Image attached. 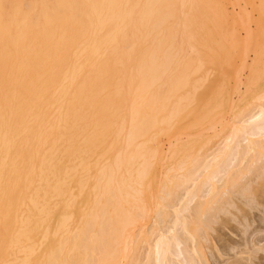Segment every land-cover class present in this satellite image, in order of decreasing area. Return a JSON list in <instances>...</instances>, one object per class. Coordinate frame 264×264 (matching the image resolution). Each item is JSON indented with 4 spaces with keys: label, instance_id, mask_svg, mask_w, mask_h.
Returning a JSON list of instances; mask_svg holds the SVG:
<instances>
[{
    "label": "bare ground",
    "instance_id": "obj_1",
    "mask_svg": "<svg viewBox=\"0 0 264 264\" xmlns=\"http://www.w3.org/2000/svg\"><path fill=\"white\" fill-rule=\"evenodd\" d=\"M217 1L0 0V264H264V204L254 185L264 178V94L233 105L229 133L209 147L208 131H194L212 95L189 73L223 30ZM256 7L264 15V0ZM193 50L202 56L189 58ZM183 112L194 132L186 143L202 141L184 161L198 166L172 184L183 191L170 200V218L150 225L153 237H133L134 184L147 168L134 166L136 149L121 148L145 144ZM106 141L120 149L101 150ZM101 153L112 154L111 169L90 173ZM221 219L233 222L232 235L209 238Z\"/></svg>",
    "mask_w": 264,
    "mask_h": 264
},
{
    "label": "rangeland",
    "instance_id": "obj_2",
    "mask_svg": "<svg viewBox=\"0 0 264 264\" xmlns=\"http://www.w3.org/2000/svg\"><path fill=\"white\" fill-rule=\"evenodd\" d=\"M259 1L258 0H248V1L247 0L246 1L245 0H219V1H217L218 3L215 2L217 4L214 3L215 7H216L215 9H217V10H221L222 9L221 11L224 12V15H220V16L216 17V18H218V19H216V21L219 20L218 21V24H219V28L218 29L221 28V29H223L225 31L222 30L223 33L221 31L219 32L217 29L216 30H217L218 33L216 31H214V34H212L213 36L211 37V39H212V42H213L212 46H214L215 48L214 47H213L214 49L210 48L209 49V53L207 52V50H206V52H207L206 53L205 49L203 48L204 49L203 53H205L206 55L205 54L203 55V58L200 61L202 63L199 64L196 69H193L194 70V71L192 70L193 72L191 71V73H189V76L191 77V84H193V83L196 84V85L198 83L202 84L203 86H205L204 89L207 91L208 94L211 92L209 94L210 97L212 95V97L209 98V99H208L209 96L207 97V99H208L207 103H206V100H205L204 101L205 103L202 104L203 105L202 106L203 110L206 112V114H205L206 118H202L200 120V123L198 122L196 124L198 126V127H196L198 130H196V129L194 130V131H196L198 133H205V132L207 133V131H208L207 136L209 134L210 139H209L208 143L205 144L207 147H209V145H212L216 141V139L219 140L218 137L220 135L222 136V135H226V133H229V130L231 129L230 126H232L231 121H232V119H234V113L232 114V112H235V109H236L235 105L236 106L239 105V107H240L242 104L244 105L249 99H252L253 101L255 99V101H256L257 100L256 96H257L258 93L261 92L260 94H262V95L264 94L262 92L261 87H260L261 86L260 83L258 85V82H261V80L263 79L262 78V74L264 76V72H263L264 71V62H263L264 61V57H262V56H264V33H263L264 32V29H263L264 28V15H261V16L258 15V11H257V7L256 6H258ZM243 10H244V12L242 14ZM221 22H222V24H221ZM248 26L250 28H248ZM262 33H263V35H262ZM216 42H218V43H216ZM215 43H216V45H215ZM218 44L221 46V48H220V46ZM216 46H217V48L218 47L219 48L217 49ZM191 52H193V53H191V54L189 53V56L191 55L192 57H189V58H193V60H194V58H197V56L200 55V51L197 52V51L193 50ZM256 52H257V54H256ZM255 54H256V57H257V59L256 58L255 59H256V61H258L257 64H256V61L253 60V58L255 57ZM200 56H202V55H200ZM200 56H199V58H200ZM204 56L208 57L207 60L205 59ZM252 61H254V62H252ZM245 63L246 64L250 63V66H252V64L256 65L257 67L253 68L254 65L251 67V69H255L254 72H253V70H251L249 68V65H247V67H246ZM259 64H260V67H259ZM169 70H171L170 72L172 73L174 68L173 69L169 68ZM249 70H250V73H249ZM251 71H252V73H251ZM171 73H169V74H171ZM197 73H198L199 77L196 76ZM253 73L254 74L256 73L255 74L256 76H258L259 74L261 75L260 78H259L260 75L257 77V79L260 80L257 83H256V80H257L256 76L254 77ZM250 74L251 75L253 74V77H252V78H254L253 79V83L250 82V84L251 83L252 84H251V86L249 85V87H248V88H250L249 91L246 92L247 94L245 93L244 97H241L237 93L238 88L241 90V92L244 90V85L241 84V82L245 81V79L247 78L246 76H249ZM200 75H201V77H200ZM199 78H200V81H199ZM202 78H204L203 79L204 81L202 80ZM201 80H202V83H201ZM203 82H205V83L203 84ZM199 84L197 85L198 87H199ZM238 84H239V87H238ZM165 85L168 86L167 83H165ZM165 85L163 84L162 87L165 88L166 87ZM202 85H201V87H199V89L196 88V90H198L199 92L202 91L203 90V86ZM258 86L260 87V89H259ZM189 87L190 86H188L187 89ZM198 91H196V92H198ZM220 96H221V98H220ZM250 96H252V97H250ZM258 96H261V95L258 94ZM238 97L240 98V100H238ZM204 98H205V96H204ZM257 98H260V97H257ZM211 99L213 100V102H212ZM263 102H264V100H259L257 103L260 104V103H263ZM211 103H213V105ZM223 104H225L227 106V109H226L227 112H225V110L222 109ZM233 105H234L235 109H233ZM208 108L209 109L211 108L212 111L209 110ZM214 110H216V112ZM186 115H188V116H186ZM186 115L183 112L182 113V119H180L178 122L175 121V119L177 120V117H173L174 119L173 118L172 119L175 121L174 123H178V124H174V125H173V123L171 124V120L172 119H170V121L168 120V123H165L164 121H161V122H163V123H160L162 125L161 126L159 125L158 129L153 130V131H151L149 133L148 140L150 139L149 140L150 142L147 140V142H145V144L141 143V144L137 145L135 148L132 147V149H130L129 147H126V148L122 147L121 148L123 150L126 149L128 152H130L131 150H135L136 149V152L137 153L139 152L138 153L139 155H137V157L139 156V158H136V159H139V162H137L138 160H136V163L138 165L135 163L134 166L135 167H141V166L145 165L146 168H147L146 169L147 172H145L144 174L142 173L143 176L141 175L138 178L137 175H139V173L137 175H135V177H137V180H138L136 182V184H134L135 188L137 189V192L135 194L136 197L134 198V199H136V200H134V202H135L134 203L135 204L134 207L135 208H133L132 207L133 205H131L130 203H127L128 205L126 204L127 208L132 207L134 209V212L136 211L137 218H139V219H137L139 221H137L134 224V225L137 224L135 226V228H134V225H133V228H134L133 229L134 233L132 235L133 237L138 235L137 237L141 239V237L148 238V237L152 236L151 235L152 231L150 233V231H148V230L150 229V227L152 228V226L155 227L156 220H159L158 218H160V219L164 218V220H168L170 218L168 216H169L170 212L172 213V209H173L170 206V204H171L170 200H172V198L176 197L177 195L181 194V191H183V189H182L183 186H176L177 189L175 187H173L174 181H176V179L178 178V176H180L182 174V172L184 174L186 173V171L188 170L186 168H188L190 166H191L190 168H194V165L199 163V161H193V162H191L192 165L189 166L190 162L189 161H187V162L184 161L188 151L191 150V152H192V150H193L195 152L197 147H198L197 144L202 142V141L198 140L197 142L188 141V144L186 143L187 140H188L187 137L189 135L192 136L194 134V132H190L191 133L190 134L189 132H187L186 129H184L185 126H187V123L190 120V119H188L190 117V115L189 114H186ZM180 116H181V114H180ZM185 117H187V118H185ZM213 117H214V120H213ZM231 117H232V119H231ZM227 121H230V124H229V122L227 123ZM185 122H187V123L185 124ZM225 124H227L230 128L227 125L225 127L224 126ZM163 126H164V128H163ZM210 126L212 128H214V129L211 130L212 128ZM186 132H187V134H186ZM216 134H218V136ZM152 135L155 136V137H152ZM153 138H155V139H153ZM151 139H153V141H151ZM175 141H178V144ZM182 141L184 143H182ZM108 143L109 142L106 141L103 144L104 147H106V148H101V150L106 151V152L109 151V153L111 152L112 154H114V152L116 150L120 149V148L115 147V145H114V148H111L110 146L113 145V144H111L112 142H110L109 144ZM189 143H191V146H190ZM106 144L108 146L111 144L109 146L110 149H109V147ZM183 144H185V145H183ZM143 147H144V149H143ZM189 147H191V148H189ZM138 148H140L141 150L138 149ZM140 153H142L143 155H145L147 153L148 155L146 154V156L141 157L142 154H140ZM112 154L110 155V158H111ZM95 155H96V153H95ZM107 156H108V153H101L100 155H98V157L96 156V158H94L95 156L93 154L92 160H94V161L96 160L97 162L92 161V163L90 164V166H89V171L91 170L90 173H94L95 174L97 171H93V169L94 170L95 169L99 170V169H103L105 166H107V167L104 168L103 170L106 169L105 171L108 172L107 169L108 168L111 169V167L108 166V165H112V163H111V161H109L110 158H108ZM102 158H103V160H102ZM189 158L190 157H188L187 159H189ZM145 160H147V161H145ZM183 161L185 163H184V165H181V164H183ZM194 162H196V163H194ZM98 164L101 165V166L103 165V166L101 167ZM139 164H141V165H139ZM180 167H182V168H180ZM184 170H186V171L184 172ZM169 179H170V181H169ZM93 180H94V178H93ZM259 180L257 182L258 184L254 183V185H255V189L257 188L256 189V191H257L256 194L259 195V196L257 195V197L261 200V204L263 205L264 203H263L262 200H264V178H261L260 181ZM94 182H95V180H94ZM139 182H140V184H139ZM88 183L89 184L93 183L92 177L90 178ZM111 184H113L112 186L115 185L114 182H111ZM92 186L90 187L91 190H93ZM169 187L170 188H174V189H171L172 190L171 191L169 189ZM95 191L98 192L97 189ZM93 192H94V190H93ZM168 194L171 195V196H168ZM75 199H76V197H75ZM83 199H84L83 197L77 198V200L75 201V204H76V202H77V204L79 202H81L80 204H83L82 203ZM84 201H85V199H84ZM137 202H139V203H137ZM86 205L87 204H85V207H86ZM78 206L79 205H76V207H78ZM80 206H82V205H80ZM132 208L128 209V210H132ZM91 210H94V209H91ZM138 215H140V216L138 217ZM221 222H223V223H221ZM230 223L226 224V223H224V221H222V219L219 222H217V223L215 222L214 224L211 225V227H210L211 230L207 229L208 230L207 231L208 232L207 236L209 238H211V239L227 238L229 236V234H231L230 230L227 228V226H229ZM150 225H152V226H150ZM191 225H194V224H191ZM196 225L198 226V224H196ZM196 225H194V227ZM201 226L202 225L200 224V227ZM143 228H144V230H143ZM197 228L196 227L194 228V232L197 231V230L199 231V229H197ZM145 229H147V231H145ZM137 230L140 231V234L138 233L139 231H137ZM142 230L147 233L146 235H149V236H146L144 234V232L142 233L141 232ZM150 230H153V229H150ZM136 231H137V233H136ZM135 233H136V235H135ZM196 233H198V232H196Z\"/></svg>",
    "mask_w": 264,
    "mask_h": 264
}]
</instances>
